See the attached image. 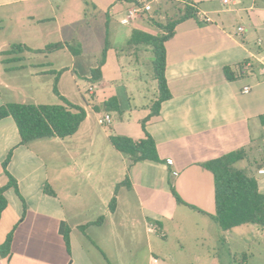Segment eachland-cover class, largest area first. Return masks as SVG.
Listing matches in <instances>:
<instances>
[{
	"label": "crops",
	"instance_id": "1",
	"mask_svg": "<svg viewBox=\"0 0 264 264\" xmlns=\"http://www.w3.org/2000/svg\"><path fill=\"white\" fill-rule=\"evenodd\" d=\"M189 2L197 16L177 24L165 42V79L171 97L161 103L157 115H150L149 105L157 93L151 48L129 45L128 39L134 29L156 33L154 21L163 23L174 7H183L184 0H0V34L9 30L17 36L21 31L20 44L32 50L43 49L50 36L52 43L63 44L52 52L24 51L17 62L3 64L11 56L2 52L15 43L0 42V106L41 104L38 92L43 84L47 88L51 84L52 91L54 72L63 70L57 80L59 94L85 110L72 136L27 144L20 143L11 117L0 119V187L7 184L6 173L17 185V193L12 187L3 193L0 244L11 230L12 236L10 255H0V264H149L150 256L157 258V264H219L218 237L222 235L230 248L243 239L233 231L242 226L252 230L243 224L220 231L208 215L177 204L170 188L186 203L212 214L213 177L201 164L231 151H246L264 136L260 130L264 0H231L227 5L221 0ZM145 4L148 11L136 12L122 23L129 10ZM91 20L102 21L104 30L92 33ZM75 32L76 47L67 42ZM105 44L101 78L90 84V70L97 66ZM224 66L232 69L234 80L224 78ZM66 75L72 84H66ZM80 79L87 83L86 95ZM245 86L247 93L242 92ZM111 97L116 98L120 114L102 108ZM104 115L110 121L100 125L98 118ZM145 119L158 161L131 163L115 150L109 135L141 140ZM104 141L106 146L100 148ZM98 150H104V159L117 160L98 164ZM97 170L117 175L106 182ZM125 176L128 186H118L115 193ZM259 176L264 175L254 178L264 193V177ZM126 194L132 197L134 211L127 207ZM112 197L115 205L110 209ZM91 199L100 203L101 215L92 212ZM188 217L195 222L187 223ZM147 223L157 224L164 237L146 232Z\"/></svg>",
	"mask_w": 264,
	"mask_h": 264
},
{
	"label": "trees",
	"instance_id": "2",
	"mask_svg": "<svg viewBox=\"0 0 264 264\" xmlns=\"http://www.w3.org/2000/svg\"><path fill=\"white\" fill-rule=\"evenodd\" d=\"M189 0H184V5L173 16H168L161 22L154 21V26L159 30L156 33H149L140 29H134L128 39L129 45H147L152 53V73L156 81V97L149 105L150 115L159 113L160 105L163 101L171 97L165 79V42L172 37L177 24L187 18H195L197 10ZM190 3V2H189ZM69 50L72 45L65 44ZM63 47L61 43H51L43 49L32 50L24 44H11L7 50L2 52L3 56H11L2 61L3 64L13 63L20 60V54L24 51L31 52H52ZM106 44L101 51V56L97 66L90 70V77L87 80L90 84L97 82L101 78V66L104 63ZM63 70L54 72L55 77L52 83V93L60 101V104H33V103H5L0 106V119L11 117L17 127L20 143L27 144L36 139L42 138H67L72 136L85 118V110L82 106L72 104L65 97L59 94L57 90L58 75ZM224 78L232 81L236 77L232 69L224 66L222 68ZM102 108L106 111H114L120 114V109L115 97L108 98L102 102ZM145 120L141 122V129L145 137L141 140L133 141L130 138L118 135H109V141L115 150L126 155L131 163L136 161H158L155 143L145 131ZM264 124V118H260ZM10 152L3 161V169L9 159ZM245 151L243 149L231 151L220 157L208 160L201 164L203 168L209 171L213 177V195L214 212L207 214L183 201L177 193L170 188L171 194L177 204H183L208 215L217 225L220 231H226L233 227L247 224L255 229L257 240L260 242L264 238V193L260 192L257 181L253 176L248 175L245 170L235 168L233 165L238 161L244 160ZM264 164H261V166ZM260 165L258 166L261 167ZM8 177L7 184L0 187V214L6 206L3 193L6 188L12 187L17 193L15 180L6 173ZM127 177L117 184H127ZM115 188V189H116ZM49 193H52L49 191ZM115 205V198L112 197L109 202V208ZM100 220V218H99ZM96 223V222H95ZM98 223V222H97ZM83 227V226H82ZM12 230L7 234L3 243L0 244V255L3 257L10 255V242ZM64 242L66 248H69L68 236L64 232ZM220 242L224 243L222 235ZM247 256L241 254V263L245 262Z\"/></svg>",
	"mask_w": 264,
	"mask_h": 264
},
{
	"label": "rangeland",
	"instance_id": "3",
	"mask_svg": "<svg viewBox=\"0 0 264 264\" xmlns=\"http://www.w3.org/2000/svg\"><path fill=\"white\" fill-rule=\"evenodd\" d=\"M178 10H179L178 6L174 7V9L171 11L170 16H173L175 13H177ZM12 25H10L9 27H11ZM89 25L92 27L91 32L94 34H97V33H99V31L104 30L102 21L101 22L98 21L94 24V22H92V20H91V24L89 23ZM9 27H7V28L10 29ZM5 29H6V26H5ZM153 29L157 32L159 31L157 29V27H154ZM153 29L151 28L150 31H153ZM82 32H85V31H82ZM82 32L80 34H82ZM17 33H18L17 36H11V31L5 30L3 33L0 34V42L12 41L16 44H19L21 41L20 39L23 37L22 36L23 34L21 35V31H17ZM78 34H79L78 32H75L73 34L74 38H72V40H68L67 42H69V43L72 42L71 44L74 47L78 46V42H77L78 41L77 40ZM51 41H55L52 36H50L46 40V43L51 44L52 43ZM64 78H66L65 79L66 84H69V85L72 84V83H70V79H69L68 75H66V77H64ZM79 85H80L79 87H80L82 94L86 95L85 89L87 88V83H85L84 81H82L80 79ZM71 87H73V85ZM47 90H48V92H47ZM28 93L30 94L31 91H28ZM38 96L40 97V98H38V100L41 102V104H58V102H59V100L56 97H54L52 94L51 84L49 85L48 88L45 87L43 84V87L38 92ZM260 130L262 131V133H264V127H261ZM106 144L107 143L105 141H104V143L100 142L99 146H101L100 148H104L106 146ZM101 151L102 150H98L96 152V156H95V160L98 162V164H100L101 160L105 161V159L106 160H113V161L117 160V157H115V156L112 158L110 156H108V158L104 159V154L102 153L104 150L102 152ZM263 161H264V136L261 137L260 139H258L257 143L255 145L251 146L248 150H246L244 160L238 161L237 163H235L233 165V167L243 169V170H245V172L248 175L254 177L255 175H258L256 173V169L258 168L259 165L261 166ZM97 175H98V177L102 176L104 179H106V182H109V178L110 177H116L117 172L116 171L111 172V173L108 172L106 174V173L102 172V170H97ZM260 177L263 178L264 176H259V178ZM101 188H103V187L99 186V193L103 191V189H101ZM116 190L117 189H114L115 193H116ZM125 196L127 198V200H126L127 207H129L131 211H134V208H133L134 205H133V200H132L131 195L126 194ZM90 202H92V204L89 205L90 208L92 209V212H97L98 215H101L100 203L96 202L95 200L93 201V199H91ZM182 208H184V207H182ZM186 210H188V209H186ZM189 212H191V211H189ZM194 214H196V213H194ZM185 221L187 223L195 222L194 218H189V217L186 218ZM210 224H211L210 225L211 230L212 231L216 230V225H214L213 223H210ZM238 233H241L242 238H243L241 240L240 244L235 243L232 247L229 248L227 245H224L223 243H220V242L217 245V242H216V248H215L216 254L215 255L219 259L218 260L219 264H244V262L241 263V260H240V256L242 253L243 254L245 253V255L247 256V259H246L247 264H264V238L260 242L257 240V235L255 233L254 227H252V230H251L247 226H242V227L236 229L235 231H233V236H238ZM220 236L218 237L219 240H220ZM213 242H215V240ZM138 252H140V250H138ZM229 253H230V256H229Z\"/></svg>",
	"mask_w": 264,
	"mask_h": 264
},
{
	"label": "built area",
	"instance_id": "4",
	"mask_svg": "<svg viewBox=\"0 0 264 264\" xmlns=\"http://www.w3.org/2000/svg\"><path fill=\"white\" fill-rule=\"evenodd\" d=\"M230 2H231V0H221V3L224 4V5H227ZM149 9H150V6L147 5V4L141 5V6L136 5L134 8H132L131 10H129L127 12V17L122 19V23L127 22L128 18L131 17V15L135 14L136 12L148 11ZM240 29L241 28L239 27L238 30H240ZM248 91H249V87L248 86L243 87V89H242L243 93H247ZM109 121H110V119H109L108 115H104L103 117H99L98 118V123L100 125L107 124V123H109ZM166 162L168 164H171V160L170 159H167ZM256 173L258 175H264V164L261 167L256 169ZM145 230H146V232L155 234V235H157L159 237H164V235H165L164 232L155 223H147L146 227H145ZM157 263H158L157 258L154 257V256H150L149 264H157Z\"/></svg>",
	"mask_w": 264,
	"mask_h": 264
},
{
	"label": "water",
	"instance_id": "5",
	"mask_svg": "<svg viewBox=\"0 0 264 264\" xmlns=\"http://www.w3.org/2000/svg\"><path fill=\"white\" fill-rule=\"evenodd\" d=\"M62 225H63V223L60 224V228H59L60 233L62 232Z\"/></svg>",
	"mask_w": 264,
	"mask_h": 264
}]
</instances>
